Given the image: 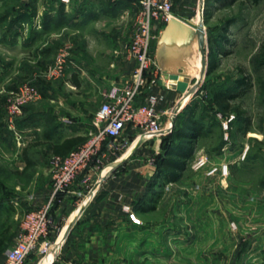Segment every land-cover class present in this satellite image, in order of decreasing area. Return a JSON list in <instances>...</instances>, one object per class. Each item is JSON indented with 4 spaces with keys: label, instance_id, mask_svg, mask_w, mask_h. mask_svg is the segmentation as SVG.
I'll list each match as a JSON object with an SVG mask.
<instances>
[{
    "label": "rangeland",
    "instance_id": "374dc122",
    "mask_svg": "<svg viewBox=\"0 0 264 264\" xmlns=\"http://www.w3.org/2000/svg\"><path fill=\"white\" fill-rule=\"evenodd\" d=\"M200 4L190 15L196 21L204 7L200 24L207 32V51L214 53L216 67L185 107L196 106L194 118L204 120L205 134L198 138L181 177L174 182L161 178L152 187V203L143 215L130 208L133 228L129 235L116 239L129 248L114 250L115 264H264V0H204ZM137 13L135 18L120 17L112 23L101 20L81 34L66 36V43L54 31L43 42H15L11 48L0 43V217L1 205L6 207L0 227H14L13 243L23 218L32 210L15 197V182L21 184V194L33 180L32 201L42 184L52 185L48 167L52 156L46 154L44 143L32 146L41 140L29 135L50 125H68L79 114L86 123L94 121L111 88L108 80L116 81L126 71L122 46L132 39ZM61 51L68 53L64 74L53 76L50 73ZM243 78L245 84L233 93L228 113L212 106L211 91L227 89ZM75 79L79 86L73 83ZM25 83L36 86L41 97L25 105L20 116L10 117L9 101ZM182 111L175 115V124L183 119ZM16 121H20L19 128L11 126ZM168 121L164 117L166 132ZM128 132L126 129L115 139V144L126 145ZM22 134L27 135L24 145ZM10 138L14 142H9ZM163 139L161 151L147 163L155 173ZM25 149L34 162L27 169L22 154ZM103 152L97 158L101 159ZM203 157L205 165L194 168ZM106 158L101 160L104 164ZM95 184L96 180L87 182L77 192L73 207V212L79 208L77 216L70 222L72 212L55 221L48 248H37L25 264H41L49 257L65 227L54 261L68 251L64 249L75 237L72 230L84 224V205H80L92 189L95 191Z\"/></svg>",
    "mask_w": 264,
    "mask_h": 264
},
{
    "label": "crops",
    "instance_id": "0c3cea01",
    "mask_svg": "<svg viewBox=\"0 0 264 264\" xmlns=\"http://www.w3.org/2000/svg\"><path fill=\"white\" fill-rule=\"evenodd\" d=\"M203 3L204 0H175L173 11L179 19L196 25L190 13L197 4L201 7ZM137 10L138 5L135 0H70L68 3L62 0H0V43H5V46L11 48L15 42L23 41L28 44L35 39L43 42L44 37L53 31L59 39L63 36L64 40L66 36L81 34L85 27L95 25L101 20H104V23H112L120 17L135 18ZM165 26L164 23H157L159 37L153 44L155 57L157 43ZM80 34L77 37L81 38ZM63 42L66 43L65 40ZM125 65L126 71L120 79L108 80L110 87L113 84L126 83L130 79L132 65L128 63ZM163 75L164 78L157 81L152 92L163 96V101L160 103L161 110H171L188 94L193 84L188 78H180L179 81L173 82L167 79L164 73ZM181 84L184 86L183 89ZM148 92L147 89L142 91L137 100L139 104L145 102ZM83 122L79 114L78 119L72 120L68 125L62 127L53 125L42 129L39 134L29 135V138H40L46 147V154L52 156L54 153L50 145L61 143L70 137H86L88 132L93 130L92 121ZM14 125L19 128L20 121L11 124ZM126 129H129V142L126 145L116 144L112 151L104 147L101 159H94L69 189L59 195L58 201L54 204L51 217L55 222L73 212L77 192L85 187L87 182L96 180L94 194L80 205V207L84 205L82 208L84 224L74 227L72 234L75 237L64 249L68 248V251L60 254L52 264H115L114 250H128L127 244L116 240L118 235H129L133 228L129 220L130 211L125 207H130L131 212L138 216L143 215L149 208L152 203V197H149L152 189L150 183L155 175V168L147 163L150 162V157L161 151L162 137L171 133L169 129L166 132V129L164 135L143 138L138 130L130 126ZM22 137V145H24L27 135L22 134ZM9 140L11 142L14 139ZM132 145L134 146L129 151ZM104 158L107 159L105 164L101 161ZM20 185L15 182V197L20 198V202L29 209H38L48 201L52 189L49 183L42 184L41 188L36 190L35 201H32L33 196L30 195L34 190L33 180L30 181L29 188L21 194L18 193ZM78 212L79 208L71 214L70 222ZM65 231L66 227L63 229V235ZM57 243L58 246L52 251V255L58 253L62 244L59 241ZM2 259L1 256L0 263ZM50 261L45 259L41 264H49Z\"/></svg>",
    "mask_w": 264,
    "mask_h": 264
},
{
    "label": "built area",
    "instance_id": "2783aa9c",
    "mask_svg": "<svg viewBox=\"0 0 264 264\" xmlns=\"http://www.w3.org/2000/svg\"><path fill=\"white\" fill-rule=\"evenodd\" d=\"M135 1L139 4L135 31L132 39L122 46L123 61L132 65L130 79L126 83L111 86L106 94V101L93 121L95 129L89 132L87 140L81 146L66 156L51 157L49 172L52 189L49 199L42 207L25 215L14 244L5 252L0 264H25L37 248L42 251L48 248L47 238L54 223L51 213L59 195L69 189L104 147L108 151L115 149V139L128 126L138 130L143 138L158 136L159 132L166 130L163 128V118L167 117L170 130L177 105L171 110H161L163 96L152 92L157 81L164 78L156 62L153 44L159 37L157 23L166 24L170 16L177 17L173 11L175 0ZM67 55V51H61L51 75L60 77L64 74ZM144 89L149 92L145 102L139 104L137 100ZM40 97L36 86L32 83L23 84L10 99L8 114L10 117L20 116L25 105ZM205 163L206 159L200 158L194 163V168L199 169ZM94 192L92 189L86 198L89 200ZM125 209L130 211V207Z\"/></svg>",
    "mask_w": 264,
    "mask_h": 264
},
{
    "label": "trees",
    "instance_id": "16d2710c",
    "mask_svg": "<svg viewBox=\"0 0 264 264\" xmlns=\"http://www.w3.org/2000/svg\"><path fill=\"white\" fill-rule=\"evenodd\" d=\"M133 1V0H132ZM254 3H259L260 0H252ZM210 67L208 69V75L216 67V59L213 52L209 53ZM246 79L237 81L235 85L227 89L213 90L210 93V102L212 106L216 107L221 113H228L231 108V101L234 98L233 93L245 84ZM75 86H79V81L75 79L73 81ZM200 89L199 92H201ZM187 105L183 111V119L179 118L174 126V130L171 134L163 137L162 152L156 163V173L151 180L150 187L158 184L162 179L166 181H177L182 172L185 170L188 160L193 156L196 142L200 136L205 134L204 120L198 121L194 118V112L196 106ZM26 108V107H24ZM182 117V116H181ZM53 127V125H50ZM53 130V128H50ZM208 132V131H206ZM49 138V136H47ZM87 137L77 136L66 138L64 141L58 144L50 145V149L54 153L52 156H66L71 151L81 146ZM42 142H36L32 146L42 145ZM28 149L23 151V160L25 162V169L29 168L34 162L29 158ZM97 159V157L95 158ZM50 164V161H49ZM4 202V201H3ZM5 205H1V217L5 210ZM14 227L11 224H4L0 227V257H4L10 244L13 243L15 237V231H12ZM14 244V243H13ZM2 261V260H1Z\"/></svg>",
    "mask_w": 264,
    "mask_h": 264
},
{
    "label": "water",
    "instance_id": "95a60500",
    "mask_svg": "<svg viewBox=\"0 0 264 264\" xmlns=\"http://www.w3.org/2000/svg\"><path fill=\"white\" fill-rule=\"evenodd\" d=\"M208 37L203 26H196L178 17L170 16L156 47L159 70L173 82L188 78L194 84L191 91L174 108V113L185 107L192 96L199 93L208 73ZM176 117V116H175ZM175 118L171 123L173 132ZM161 131L158 135H164Z\"/></svg>",
    "mask_w": 264,
    "mask_h": 264
},
{
    "label": "bare ground",
    "instance_id": "6f19581e",
    "mask_svg": "<svg viewBox=\"0 0 264 264\" xmlns=\"http://www.w3.org/2000/svg\"><path fill=\"white\" fill-rule=\"evenodd\" d=\"M203 8L204 7L202 6L200 11H199V13H198V19L195 21L196 22V26H198V25L203 26L202 24H200V20H202V18H203V16H202L203 15ZM63 238H64V235L62 233V234H60V237L58 239L59 243L63 242ZM52 246L49 248L48 253L51 251ZM55 256L56 255H52V253H51L50 256H49L50 259L48 257L46 258V260H48V262L51 260L49 264H52V262L54 261Z\"/></svg>",
    "mask_w": 264,
    "mask_h": 264
}]
</instances>
